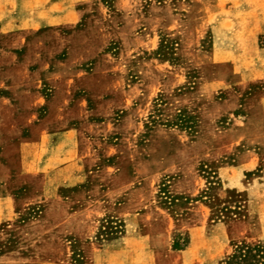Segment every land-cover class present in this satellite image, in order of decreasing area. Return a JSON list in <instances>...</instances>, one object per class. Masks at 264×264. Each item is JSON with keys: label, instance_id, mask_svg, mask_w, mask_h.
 Masks as SVG:
<instances>
[{"label": "rangeland", "instance_id": "374dc122", "mask_svg": "<svg viewBox=\"0 0 264 264\" xmlns=\"http://www.w3.org/2000/svg\"><path fill=\"white\" fill-rule=\"evenodd\" d=\"M0 8V264H264V0Z\"/></svg>", "mask_w": 264, "mask_h": 264}, {"label": "trees", "instance_id": "16d2710c", "mask_svg": "<svg viewBox=\"0 0 264 264\" xmlns=\"http://www.w3.org/2000/svg\"><path fill=\"white\" fill-rule=\"evenodd\" d=\"M183 122H186L185 120H182V123ZM247 249V250H246ZM246 249H244L243 251H241L242 250V248H240L238 251V253L237 254H233L231 257H230V259H229V262L227 263V264H245V260H247V255L249 254V253H251V251H250V249L249 248H246ZM252 250H255V251H261V249L259 250V246H256V247H253L252 248ZM263 254H264V252H262ZM258 255H259V253H257ZM251 259H253L254 260V258H255V254H251ZM263 257V255L261 254V255H259V257ZM259 261V260H258ZM261 263H264V262H262L261 261Z\"/></svg>", "mask_w": 264, "mask_h": 264}, {"label": "crops", "instance_id": "0c3cea01", "mask_svg": "<svg viewBox=\"0 0 264 264\" xmlns=\"http://www.w3.org/2000/svg\"><path fill=\"white\" fill-rule=\"evenodd\" d=\"M1 12H3V10L0 8V13H1ZM7 21H8V20H7ZM4 24H5V23H4ZM9 24H13V23L11 22V23H9Z\"/></svg>", "mask_w": 264, "mask_h": 264}]
</instances>
